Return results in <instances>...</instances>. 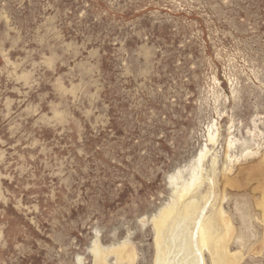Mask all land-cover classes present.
I'll return each mask as SVG.
<instances>
[{
    "label": "rangeland",
    "instance_id": "obj_1",
    "mask_svg": "<svg viewBox=\"0 0 264 264\" xmlns=\"http://www.w3.org/2000/svg\"><path fill=\"white\" fill-rule=\"evenodd\" d=\"M263 158L264 0H0V264H264Z\"/></svg>",
    "mask_w": 264,
    "mask_h": 264
},
{
    "label": "bare ground",
    "instance_id": "obj_2",
    "mask_svg": "<svg viewBox=\"0 0 264 264\" xmlns=\"http://www.w3.org/2000/svg\"><path fill=\"white\" fill-rule=\"evenodd\" d=\"M212 140L215 141V139H212ZM247 156L251 157L255 155L254 153L248 152ZM204 158H205V155L201 154V157L199 159L202 162ZM197 169L194 170L191 183L184 185L183 188L177 192L178 201H182L186 199L196 187H199V185L203 183V179H202L203 176L201 175V172L203 171V169L201 168H200L201 170L200 169L197 170ZM227 172H230V171L226 170L224 176L228 175ZM210 182L212 185L211 186L212 189L215 188L214 181L210 180ZM191 206L194 211H197L198 208L200 209L198 203H196L194 200H191L190 202L188 201V203L186 204V206L184 207L182 211L175 212L174 207H173V209L165 210L162 213V216L159 219L157 218L155 220V227L157 231V244H158L157 248L159 250L158 252L159 257H158L157 264H167L166 253L168 255V251L166 250V247L164 245V238H167L170 234L177 231L178 224L186 220V217L188 215L187 214L188 208ZM208 207H209V204H208V201H206L205 209L203 212L204 214L202 217H199L198 221L195 223V228H194V233H193V242L197 250V255H199V253L202 252L204 249L206 250L209 249L212 254L213 264H229L228 260L230 257H229L228 247L226 246V243L228 241L227 232L229 230V225L228 223L224 222L222 218L223 211L221 209L217 212V214L215 213L216 216L214 219L209 218L207 222H204L205 221L204 219L209 217V216L206 217V210ZM260 207L262 209L263 217H264V198H262L260 202ZM215 222L224 223L223 225H221L223 227V233L219 231V225L218 223H215ZM122 250L123 249H118L115 252H117L118 254H121ZM96 255H97L96 264H105L104 253L100 250L97 252ZM191 264H205V263H204V259L201 258L199 263L196 260V262H192Z\"/></svg>",
    "mask_w": 264,
    "mask_h": 264
}]
</instances>
